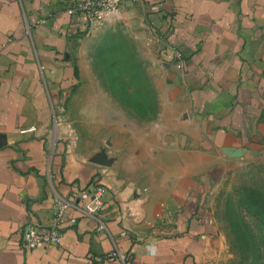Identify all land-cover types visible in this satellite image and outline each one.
I'll return each mask as SVG.
<instances>
[{"label":"crops","instance_id":"obj_1","mask_svg":"<svg viewBox=\"0 0 264 264\" xmlns=\"http://www.w3.org/2000/svg\"><path fill=\"white\" fill-rule=\"evenodd\" d=\"M72 1L0 0V264L212 262L224 241L215 188L229 172L264 165V0H134L106 18L141 17L152 65L174 66L185 92L160 95L176 103L155 120L109 123L101 163L65 120L78 82L71 42L95 27L67 14ZM96 184L103 229L69 210L58 244L22 243L23 230L52 225L55 196Z\"/></svg>","mask_w":264,"mask_h":264},{"label":"rangeland","instance_id":"obj_2","mask_svg":"<svg viewBox=\"0 0 264 264\" xmlns=\"http://www.w3.org/2000/svg\"><path fill=\"white\" fill-rule=\"evenodd\" d=\"M71 46L69 58L78 82L63 103L65 120L72 126L76 144H86L92 155L105 153L99 138L105 136L109 123L123 118L136 123L155 120L163 104L169 108L176 103L165 102L160 95L185 92L174 66L152 65L154 44L141 17L97 25L73 39ZM85 95L90 100L80 99ZM243 187L264 195V165L229 172L215 188L210 205L224 241L221 253L208 264H254L255 260L264 264V224L244 209L240 219L236 207V191ZM251 235L258 242V256Z\"/></svg>","mask_w":264,"mask_h":264},{"label":"built area","instance_id":"obj_3","mask_svg":"<svg viewBox=\"0 0 264 264\" xmlns=\"http://www.w3.org/2000/svg\"><path fill=\"white\" fill-rule=\"evenodd\" d=\"M134 0H73L67 7L66 12L70 16L83 18L88 29L101 24L106 18L118 17L122 12L124 2ZM175 65L181 69L183 62L181 53L174 50ZM105 187L96 184L92 188H83L73 197L57 195L52 202L53 220L49 228L38 230L29 227L21 232L22 243L28 248H35L40 244H58L61 240V233L58 225L61 224L69 210H76L82 216H90L98 221V229H103L104 224L100 218L104 204ZM75 222V217L69 218ZM124 234V232H122ZM110 257H118L123 260V255L118 251L109 254Z\"/></svg>","mask_w":264,"mask_h":264},{"label":"trees","instance_id":"obj_4","mask_svg":"<svg viewBox=\"0 0 264 264\" xmlns=\"http://www.w3.org/2000/svg\"><path fill=\"white\" fill-rule=\"evenodd\" d=\"M88 29V26L86 27ZM87 31V30H86ZM171 57L170 59H172ZM237 193V210L239 217L242 219V209L255 217V219L264 224V195L255 188L243 187L236 191ZM251 243L255 247L256 255H259V245L255 237L251 235ZM254 264H261L259 260H255Z\"/></svg>","mask_w":264,"mask_h":264},{"label":"water","instance_id":"obj_5","mask_svg":"<svg viewBox=\"0 0 264 264\" xmlns=\"http://www.w3.org/2000/svg\"><path fill=\"white\" fill-rule=\"evenodd\" d=\"M104 156H105V155H103V154H102L101 156H99V157L97 156V160H96V161L99 162V163H101V162L103 161V160H102V157H104ZM105 164H106V163H105Z\"/></svg>","mask_w":264,"mask_h":264}]
</instances>
